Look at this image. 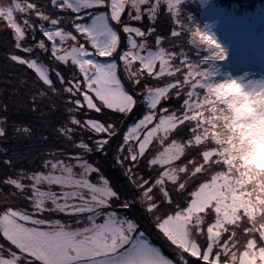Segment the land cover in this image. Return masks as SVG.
Returning a JSON list of instances; mask_svg holds the SVG:
<instances>
[{
	"label": "snow or ice",
	"instance_id": "snow-or-ice-1",
	"mask_svg": "<svg viewBox=\"0 0 264 264\" xmlns=\"http://www.w3.org/2000/svg\"><path fill=\"white\" fill-rule=\"evenodd\" d=\"M181 4L0 0V24L11 44L5 59L30 70L41 85L30 98L32 111H40L45 88L65 97L68 118L57 132L70 145L47 153L52 158L35 170L3 178L25 206L0 208V236L7 242L0 244V264H264V212L257 217L241 207L225 221L216 200L195 211L230 169L223 153L212 151L219 146L213 113L222 107L230 117L232 111L217 94L235 89L255 115H264V83H209V73L175 45L162 47L166 37L144 21L154 22L164 9L176 17L170 36L179 37ZM191 35L223 58L211 33L195 27ZM7 109L0 105V137L7 135ZM97 113L103 121L92 118ZM14 131L30 135L32 129ZM109 152L128 191L110 182L94 158ZM4 163L14 168L13 160Z\"/></svg>",
	"mask_w": 264,
	"mask_h": 264
},
{
	"label": "trees",
	"instance_id": "trees-1",
	"mask_svg": "<svg viewBox=\"0 0 264 264\" xmlns=\"http://www.w3.org/2000/svg\"><path fill=\"white\" fill-rule=\"evenodd\" d=\"M180 7H183V19L186 24V27H181V35L176 38L170 36V33L177 27L174 29L169 27V16L165 13L161 18L160 30L156 33L166 37V40L161 44L162 47L167 48L170 44L175 45L174 50L180 56L186 55L190 62L198 64L203 61L201 51L197 43L191 42L192 40L189 39L191 34L189 30L194 28V23L202 24L200 21L202 1L182 0ZM22 16L23 14L18 18H22ZM162 25L165 30L161 29ZM2 29L3 25L0 24V105L7 104V111L15 116L14 127L16 125L18 128L29 127L32 131L30 135L14 131L12 139L0 137V208L5 204H16L23 207L25 204L20 193L15 188L5 185L2 182L3 178L15 175L19 169L35 170L46 158H52L47 156V153L68 149L70 147L68 141L57 132V128L66 122L68 113L65 97L54 95L46 88L44 91L47 92V95L40 100V111L31 110L30 98L41 85L37 83L35 74L30 70L26 71L5 59V53L11 44L9 33ZM149 40L154 43L153 36H149ZM44 59L45 63L54 71L68 72V69L63 65L57 69L59 62L51 60L49 57H44ZM21 80L27 82L21 83ZM221 113L223 110L213 113L215 123L212 135L218 139L219 146L212 151L217 152H220L225 146L226 135H230L226 120L228 114ZM96 115L103 121L101 114L97 113ZM43 136H47L48 139H42ZM115 147L116 144L112 143L113 150ZM4 149L7 151H3ZM94 158L110 182L122 190H129L126 175L114 162L111 152L107 155L96 154ZM261 158L264 159V153H261ZM6 159L13 160L14 168L10 169L4 163ZM226 161L230 165L229 171L219 177L211 187L210 196L199 205L204 208L211 200H216V207L225 221L234 218L237 209L241 207H247L255 216L259 217L264 212V166L257 168L254 163L240 159ZM93 181L95 182L94 179ZM203 208H200L199 211ZM54 218L64 220L63 214H58ZM151 238L158 246L162 247L166 255H172L173 250L169 248L162 237L153 233ZM0 244L7 246V242L2 236H0Z\"/></svg>",
	"mask_w": 264,
	"mask_h": 264
},
{
	"label": "rangeland",
	"instance_id": "rangeland-1",
	"mask_svg": "<svg viewBox=\"0 0 264 264\" xmlns=\"http://www.w3.org/2000/svg\"><path fill=\"white\" fill-rule=\"evenodd\" d=\"M200 1H202L200 16L202 24L194 23V28L199 27L211 33L224 49L223 58H217L214 55L217 51L214 47L202 44L191 34V37L189 36L191 42H196L200 48L203 61L198 65L201 70L209 73L208 82L222 83L226 79H237L250 87L264 83V0ZM164 13L169 16V27L172 29L177 27L176 17L169 15L164 9H161L154 22L149 23L145 19L144 24L159 31ZM183 15L182 7L179 19L183 22L182 26L186 27ZM161 29L165 30V27L162 25ZM148 44L150 47H155L149 39ZM217 100H228L232 108L230 117L228 115L226 119L230 135H226L227 143L225 142V146L220 151L224 159L249 161L257 145L261 153H264V115H255L248 99L241 97L235 89H222L217 94ZM261 102L264 103V100ZM242 105H246L251 111H244L243 115L239 114L238 110H242ZM6 115L8 123L5 137L12 139L14 128H18L17 125L13 126L16 118L10 111H7ZM92 118L99 119L96 114ZM200 208L203 207L198 205L195 211H199Z\"/></svg>",
	"mask_w": 264,
	"mask_h": 264
},
{
	"label": "clouds",
	"instance_id": "clouds-1",
	"mask_svg": "<svg viewBox=\"0 0 264 264\" xmlns=\"http://www.w3.org/2000/svg\"><path fill=\"white\" fill-rule=\"evenodd\" d=\"M242 110H238L239 114L243 115L244 111H251V109L247 108L246 105L241 106ZM249 162L254 163V165L259 168L261 166H264V159L261 158V149L259 145L252 151L250 157H249Z\"/></svg>",
	"mask_w": 264,
	"mask_h": 264
}]
</instances>
